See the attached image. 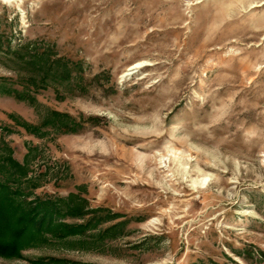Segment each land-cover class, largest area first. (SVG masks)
I'll return each mask as SVG.
<instances>
[{"label": "rangeland", "instance_id": "obj_1", "mask_svg": "<svg viewBox=\"0 0 264 264\" xmlns=\"http://www.w3.org/2000/svg\"><path fill=\"white\" fill-rule=\"evenodd\" d=\"M263 2L0 0V156L102 217L0 264H264Z\"/></svg>", "mask_w": 264, "mask_h": 264}, {"label": "trees", "instance_id": "obj_2", "mask_svg": "<svg viewBox=\"0 0 264 264\" xmlns=\"http://www.w3.org/2000/svg\"><path fill=\"white\" fill-rule=\"evenodd\" d=\"M45 51L47 50L42 51V57L39 58L40 60L46 58V65H50L49 69H53V73L45 74L41 79L42 83L38 85H45L48 79L57 81L70 78L73 71L80 70L77 64H74L73 68L61 57L56 59L45 57ZM35 55L38 54H33ZM3 85L0 84L1 90L11 93L12 90ZM22 93L16 94L21 98L30 97L29 94ZM28 173L29 168L13 156H0V255L3 256H22L24 249L46 240L49 235L58 238L82 235L91 228L94 220L102 218L95 216L85 222L73 223L65 221L64 217L84 218L86 214L97 211L88 210L85 205L87 201L75 195L28 199L32 192L27 188L37 186L30 178L28 179ZM121 224L122 222L113 224L105 232L116 229ZM30 262L31 264H84L57 257L33 258Z\"/></svg>", "mask_w": 264, "mask_h": 264}, {"label": "bare ground", "instance_id": "obj_3", "mask_svg": "<svg viewBox=\"0 0 264 264\" xmlns=\"http://www.w3.org/2000/svg\"><path fill=\"white\" fill-rule=\"evenodd\" d=\"M6 1H7V2H8V1L11 2V1H14V0H6ZM263 3H264V2H263ZM138 66H141V62L138 63V64L136 63V66H133V67L131 66V67L134 69V68H136V67H138ZM138 68H139V67H138ZM130 72H131V71H130Z\"/></svg>", "mask_w": 264, "mask_h": 264}]
</instances>
